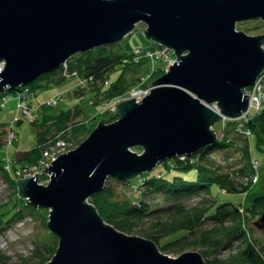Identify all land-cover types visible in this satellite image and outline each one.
<instances>
[{
  "label": "water",
  "instance_id": "95a60500",
  "mask_svg": "<svg viewBox=\"0 0 264 264\" xmlns=\"http://www.w3.org/2000/svg\"><path fill=\"white\" fill-rule=\"evenodd\" d=\"M250 19L264 22V0H0V93L77 53L121 41L137 23L178 58L149 94L121 100L116 120L102 118L77 147L52 160L43 169L46 185L39 173L17 178L20 196L49 209L47 226L58 244L44 264H205L199 251L172 257L154 240L117 229L88 199L109 177L131 180L213 144L214 124L248 109L245 90L264 69V32L236 29ZM255 225L264 229V211Z\"/></svg>",
  "mask_w": 264,
  "mask_h": 264
},
{
  "label": "trees",
  "instance_id": "16d2710c",
  "mask_svg": "<svg viewBox=\"0 0 264 264\" xmlns=\"http://www.w3.org/2000/svg\"><path fill=\"white\" fill-rule=\"evenodd\" d=\"M117 43L77 53L67 61L70 73L76 72L78 78L86 79L85 85L77 87L76 92H83L91 86L97 91V95L102 92L109 100L125 94L140 83L145 73L151 71L150 68L155 63L153 59L141 57L136 62L132 57L135 47L130 48L122 41ZM118 64L120 69L117 76L109 80L110 73ZM60 71L61 67L50 72L53 74L46 81L58 83L66 79ZM128 71L132 73L129 74ZM161 74L162 72L156 71L149 78L153 81ZM35 82L36 80L28 84L33 92L37 86ZM15 91L17 90H9L7 94L16 97ZM79 113V105L76 104L74 108L62 109L55 114L44 113L39 121L33 122L37 129V142L30 149L27 160H36L43 152L41 150L54 140L62 138L67 143L82 142L90 134L91 127L88 125L90 122L74 121ZM114 117L117 118L116 115ZM245 128L250 130L249 136L242 135L235 130L233 122H228L213 144L198 149L192 155H186L184 159L179 156L167 159L163 162V169L167 170L164 175H147L139 184L142 191L137 202L133 203L132 196L115 198V190L107 181L103 190L88 200L95 205L106 222L125 233L154 240L166 254L183 253L192 249L201 253L205 264H264V242L254 237L252 226H256L255 222L264 211V194L255 197L249 206L238 207L229 202L217 204L210 195L214 184L226 193H246L255 184L252 181L255 175L253 160L258 159L253 155L250 140L254 138L256 147L264 152V101L259 113ZM62 129L66 132L65 137L57 134ZM70 130L73 136L69 139ZM54 134L58 136L53 140L51 136ZM41 143L43 144L39 148ZM213 149L224 151L223 162L210 156ZM191 169H196V178L193 180L178 172ZM114 179L125 184L126 190L132 189L133 179ZM195 190L206 195L195 202L183 200ZM146 194H159L162 199L147 200L144 198ZM20 199L24 200L22 197ZM17 205L14 201L0 210L1 223H8L19 215L21 210ZM213 208L214 211L210 212ZM165 238L168 239L164 241ZM52 242L51 250L50 247L45 248L50 256H43L44 263L56 251L57 236ZM39 256L42 258V254ZM0 264H5L2 256Z\"/></svg>",
  "mask_w": 264,
  "mask_h": 264
},
{
  "label": "rangeland",
  "instance_id": "374dc122",
  "mask_svg": "<svg viewBox=\"0 0 264 264\" xmlns=\"http://www.w3.org/2000/svg\"><path fill=\"white\" fill-rule=\"evenodd\" d=\"M145 27V24L137 23L135 28L121 40L122 43H125V45H128L130 48L156 46V42L144 34L143 30ZM236 29L242 30L249 35H258L264 32V22L260 19L244 20L237 23ZM155 63L156 67L160 66L163 69L166 68V64L157 58ZM119 69L120 65L118 64L110 73L108 79L113 80L117 76ZM150 70H152V66ZM130 73L132 72H129V74ZM52 74L53 73H47L36 80L35 83L37 86L35 87V92H33L34 95L32 97L25 101H19L13 94H11L12 96L8 98L5 106L0 110V210L10 206L14 201H16L18 204L17 206L21 210L19 215L13 218L10 222H0V256H2L5 264H43V256H50V252L45 251V248L50 247L49 249L51 250V245L53 244L52 241L54 240V237H56L47 226L49 209L32 206L28 199L20 196L19 191H17V186H14V182L17 181V178L31 177L36 173H39L38 182L40 184L46 185L50 179V174L43 172V169L48 166L45 164L50 160V157L42 162L37 168H34V165L37 164L42 153L36 160H27L30 149L37 142V129L34 127L33 122L39 121L44 113L55 114L62 109L74 108L76 104L79 105L80 113L74 121L84 120L86 121L85 123L90 122L88 125L91 127V131L97 126L102 118H105L107 122H112L117 119L114 117L116 115L114 113V108L118 104V97L114 96L108 100L103 96L104 93L102 92L97 95V91L91 86L83 92H76L75 89L79 84V79L77 76L73 75L58 83H54L52 80L46 81V78ZM142 81L143 82L134 85L133 88L123 94L122 97L127 99L130 97V92L132 90L137 88L146 89L153 85L152 80H150L148 76H144ZM66 84L69 85L65 90ZM57 89L59 92L51 96L52 99L56 100V103L51 104L48 101L50 98H46ZM249 91H251V89ZM23 104L27 105V110L30 109V114H26L27 116L23 113ZM73 111L74 110L72 109V112ZM17 115H19V120L15 121L14 117ZM222 126V122L214 124V129L218 137L222 133ZM13 132L17 137L12 140L11 135L14 134ZM68 133L70 139L73 136L71 130L68 131ZM57 134L65 137L66 132L62 129ZM57 134L51 136L53 137V140L57 138ZM53 142L55 143V140ZM250 142L254 157L261 163L258 182L253 184L246 193H226L217 185H212L210 195L217 204L229 202L237 207L240 205L249 206L255 197L264 194V152L256 147L254 138H251ZM42 144L43 143L39 145V148H41ZM78 145L79 143H75L74 141H69L64 147L55 145V147H58L57 156L77 147ZM132 150L139 154L142 152L141 147H135ZM212 151L213 153H211L210 156L219 162H223L224 151L219 149H213ZM163 166L164 163L161 162L153 170L141 174L140 177L134 178V182L131 183V190H126L125 184L120 183L112 177L107 179V183L115 190V198L121 199L132 196V201L134 203V201L137 202V198L142 191V186H139V184L144 181V178L147 175L155 173H158L159 176L164 175L167 170H164ZM178 172L187 179L193 180L196 178V169ZM176 174L178 173L176 172ZM205 195L206 193L195 190L191 195L185 196L183 200L195 202ZM19 197H22L24 200H21ZM144 198L156 201L161 200L162 196L159 194L153 196L152 194H146ZM213 211L214 208L211 209L210 212ZM253 221L254 220H252L251 224ZM252 226L254 228V237L258 238L260 242H264V229L257 228L254 225ZM167 239L168 238H165L164 241ZM36 249L38 252H35ZM40 254H42V258L39 256ZM180 254L181 252H172L168 255L177 257Z\"/></svg>",
  "mask_w": 264,
  "mask_h": 264
},
{
  "label": "built area",
  "instance_id": "2783aa9c",
  "mask_svg": "<svg viewBox=\"0 0 264 264\" xmlns=\"http://www.w3.org/2000/svg\"><path fill=\"white\" fill-rule=\"evenodd\" d=\"M132 57L134 61H138L141 57H149L151 59L156 60V58L162 62H164L166 64V68L163 69L160 66L156 67L155 64H152V70L148 73L145 74V76H149L156 72V71H162V74L164 72H166L170 65L175 62V60H177V56L175 54V52L172 49H169L168 47H165L163 45H158L156 47H150V48H144V47H135L132 50ZM5 66V61H0V71H2L4 69ZM62 76H65V78H69L70 76H77L76 72H72L70 73L67 70V62L64 63L61 66V71H60ZM144 76L141 77V81L142 78ZM79 79V84L77 87H83L85 85L86 79H82V78H78ZM153 88V85H151L149 88L143 89V88H137L134 89L130 92V97L129 98H135V100L138 102L140 101L144 96H146L147 94L150 93V89ZM251 89V91H249ZM17 91H15V95L16 98L21 101H25L27 99H29L30 97H32L34 95L33 91L31 90L30 86L25 85V86H19L17 89H15ZM246 93L249 95V107L248 109L242 113L241 116L237 117V118H227L225 116H223V118L221 119L220 122H222V128L227 126L228 122H233L235 125V130H237L238 132H240L242 135L244 136H249L250 135V130H248L246 127V124L253 119V117L259 113L261 105L264 101V69L261 71V73L259 74L258 78L256 79L255 83L251 86L248 87L246 90ZM121 96H118L117 100L119 103L121 100L126 99L125 97L123 98ZM8 98H10V96L7 94V91H3L0 93V110L3 109V107L5 106V103L8 101ZM49 103L51 104H55L56 100L50 98ZM22 107V106H21ZM210 107L213 108L214 110H216L217 112H219V108L217 106L216 103H212L210 104ZM27 105L23 104V113L26 114H30V109L27 110ZM27 116V115H26ZM15 121L19 120V115L14 117ZM14 133V132H13ZM11 139H16L17 135L14 133L13 135H11ZM67 142L65 140L62 139H58L55 141V143L53 144V142L49 143L48 146L43 150L42 152V156L39 159V161L37 162V164L34 165V168L39 167V165L44 162L46 159L50 160L45 164L46 166L50 164V162L52 160H54L57 157V149L58 147H55V145L58 146H66ZM53 145V146H52ZM52 146V147H51ZM185 154L179 155V157L181 159L185 158ZM52 157V158H51ZM45 166V167H46ZM261 166V163L259 160H253V167L255 169V175L252 178L253 183H256L259 180V168ZM45 172V171H43ZM46 174H49L47 172H45ZM241 211H243V208H241Z\"/></svg>",
  "mask_w": 264,
  "mask_h": 264
},
{
  "label": "crops",
  "instance_id": "0c3cea01",
  "mask_svg": "<svg viewBox=\"0 0 264 264\" xmlns=\"http://www.w3.org/2000/svg\"><path fill=\"white\" fill-rule=\"evenodd\" d=\"M68 85L69 84H66L65 85V90H66V88L68 87ZM63 90V89H62ZM54 91V90H53ZM57 92H59V90L57 89L56 91H54L51 95H49L46 99H48V98H51V96H53L54 94H56Z\"/></svg>",
  "mask_w": 264,
  "mask_h": 264
}]
</instances>
